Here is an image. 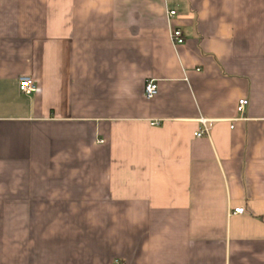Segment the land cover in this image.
<instances>
[{
	"label": "crops",
	"instance_id": "obj_1",
	"mask_svg": "<svg viewBox=\"0 0 264 264\" xmlns=\"http://www.w3.org/2000/svg\"><path fill=\"white\" fill-rule=\"evenodd\" d=\"M0 264H264V0H0Z\"/></svg>",
	"mask_w": 264,
	"mask_h": 264
},
{
	"label": "built area",
	"instance_id": "obj_2",
	"mask_svg": "<svg viewBox=\"0 0 264 264\" xmlns=\"http://www.w3.org/2000/svg\"><path fill=\"white\" fill-rule=\"evenodd\" d=\"M176 11L175 10H170L169 14L172 17L173 15H175ZM171 38L172 41L175 44H180L183 43L185 38L183 35V32L181 31V29L179 28H173L171 30ZM19 88L22 92L27 93V94H31L34 91H36L37 88V84L35 79H33L30 76H22L20 78L19 81ZM158 90V84L155 80L153 79H149L146 81L145 83V87H144V95L146 98H153ZM249 100L247 98H241L238 102V106H237V111L239 113V117L238 118H245V109L246 106L248 105ZM201 122H202V127H200L196 132L195 135L196 136H203V135H208L210 133V128L212 125L211 121H208L206 118H201ZM234 212L236 213H244L245 212V207L240 206V207H236L234 209Z\"/></svg>",
	"mask_w": 264,
	"mask_h": 264
}]
</instances>
